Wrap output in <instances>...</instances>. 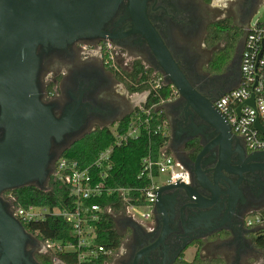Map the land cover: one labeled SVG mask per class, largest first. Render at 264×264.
Masks as SVG:
<instances>
[{
  "label": "flooded vegetation",
  "instance_id": "obj_1",
  "mask_svg": "<svg viewBox=\"0 0 264 264\" xmlns=\"http://www.w3.org/2000/svg\"><path fill=\"white\" fill-rule=\"evenodd\" d=\"M129 5L130 0H122L100 33L47 41L36 48L41 100L58 120L69 123L68 132L52 143L51 171L64 150L133 112L131 80L124 74L133 72L137 63L146 72L142 86H150L154 72L166 80L146 38L133 33L136 26ZM261 7L264 0H147L146 17L192 87L215 106L240 81L247 29ZM225 26L230 29L223 33ZM230 46H234L231 62L218 73L213 60ZM164 112L168 154L189 174L187 185L195 197L209 198L217 177L236 195V206L225 221L208 216L196 224L190 220L188 197L171 193L169 202L164 201L165 212L154 209L152 226L119 221L121 245L104 264H254L264 250L257 246L263 232L247 227L246 221L255 214L264 218V162L250 157L260 158L263 151L253 154L236 135L229 138L223 128L215 129L180 95ZM3 135L0 125V139ZM13 191H4L1 198L25 237L9 254L0 241V264H64L47 253L38 235L27 231L14 215ZM191 247L200 254L196 263V255L191 263L186 259Z\"/></svg>",
  "mask_w": 264,
  "mask_h": 264
},
{
  "label": "water",
  "instance_id": "obj_2",
  "mask_svg": "<svg viewBox=\"0 0 264 264\" xmlns=\"http://www.w3.org/2000/svg\"><path fill=\"white\" fill-rule=\"evenodd\" d=\"M121 2L72 0L65 4L60 0H0V125L4 128L0 139V241L6 254L15 253L16 245L21 244L25 234L1 195L6 190L26 186L44 187L53 172L50 169L54 158L52 143L61 139L69 128V123L58 120L41 100L36 48L47 41L57 43L79 35L100 33L102 24ZM146 2L130 0L129 13L136 26L133 33L146 38L166 82L175 86L180 96L215 129L223 128L229 138L233 137L226 118L192 87L148 21ZM258 23L264 24V12ZM248 104L254 106V99ZM255 127L264 133L259 121ZM258 152L261 151L253 154ZM261 153L260 158L251 156L250 159L264 162V151ZM213 187L212 195L203 199L195 197L191 185L183 182L163 185L157 191L159 202L155 208L165 212L164 201L169 202L170 194H182L190 200L188 208L193 223H201L208 216L225 221L228 213L234 211L237 197L217 177Z\"/></svg>",
  "mask_w": 264,
  "mask_h": 264
},
{
  "label": "built area",
  "instance_id": "obj_3",
  "mask_svg": "<svg viewBox=\"0 0 264 264\" xmlns=\"http://www.w3.org/2000/svg\"><path fill=\"white\" fill-rule=\"evenodd\" d=\"M111 66L116 69L114 63ZM149 87L145 100L129 115L131 121L128 128L119 131L120 122L115 124L112 129L114 145L102 152L89 166L82 169L78 160L62 156L57 160L52 177L67 188L68 197L75 204L73 210L22 207L16 204L17 199L13 196L11 200L13 213L21 222H38L49 216H56L72 225L73 242L42 241L47 253L52 255L76 253L77 264L92 263L101 257L113 258L116 255L115 250L97 243V224L101 221L102 215H109L115 221L118 217L119 221L125 220L128 223L150 227L153 225L152 214L157 202L158 189L163 185L178 182L189 184V174L168 154L169 138L164 108L180 94L175 86L166 82L163 76L156 72L150 78ZM166 89L169 90L168 97L158 94L159 90ZM153 94L158 99L149 105V97ZM252 98L254 106L248 104ZM215 107L226 118L233 134L239 137L251 152L264 151V133L255 127L259 121L264 128V24L257 22L252 27L250 23L243 46L240 81L236 87L216 101ZM144 133L152 138L164 140L157 155L150 150L142 160L139 179L147 184L142 187H107L105 179L108 171L113 168L111 156L114 149L127 145ZM162 174L167 176V180L164 184L157 185L156 179ZM105 195L108 197L116 195L122 204L121 209L87 204L90 200ZM246 225L249 228L263 227L264 218L260 214L252 215L247 219Z\"/></svg>",
  "mask_w": 264,
  "mask_h": 264
},
{
  "label": "trees",
  "instance_id": "obj_4",
  "mask_svg": "<svg viewBox=\"0 0 264 264\" xmlns=\"http://www.w3.org/2000/svg\"><path fill=\"white\" fill-rule=\"evenodd\" d=\"M229 26L223 28V33L229 30ZM234 46H230L226 51L216 54L213 63L215 71L220 73L231 62L233 57ZM145 70L139 63L136 64L134 71L126 75L131 81L128 83L132 93L146 92L150 90L149 86H142V82L146 79ZM158 94L163 97L169 96V90H159ZM158 98L154 94L149 97L148 104L157 101ZM131 121V116L125 117L119 123V131H125ZM114 125L105 128H98L96 131L88 134L82 140L76 142L73 146L66 149L61 156L69 159L78 160L81 168H86L95 161L102 152L110 148L115 143L112 132ZM164 144L161 138H152L147 133L141 135L140 138L131 140L123 147H116L112 153L111 160L113 168L108 171L105 179V185L109 188L116 187H142L147 184L139 179L142 168V160L153 150L155 155ZM98 180V179H97ZM16 197V204L22 207H48L49 209L73 210L74 202L69 199L68 190L61 183L56 182L51 177L49 188L43 191L35 186H26L16 189L12 192ZM88 205H100L102 207L114 206L121 209L122 204L119 198L114 195L111 197L103 196L101 198L92 199ZM264 216V212L262 213ZM24 228L32 233H36L41 241L45 240H62L63 242H73L72 225L61 217L49 216L45 220L38 222L24 223ZM263 236L257 240V246L264 249V227L261 229ZM97 243L105 246L107 249L115 251L121 245L122 237L119 234L116 221L109 215H102L101 221L97 224ZM199 252L196 255L195 262L199 261ZM56 258L66 264H77L76 253H62L54 255ZM111 257H101L92 263L86 264H104ZM50 260H52L50 258Z\"/></svg>",
  "mask_w": 264,
  "mask_h": 264
},
{
  "label": "rangeland",
  "instance_id": "obj_5",
  "mask_svg": "<svg viewBox=\"0 0 264 264\" xmlns=\"http://www.w3.org/2000/svg\"><path fill=\"white\" fill-rule=\"evenodd\" d=\"M264 12V7H261L258 9L257 13L254 14V16L252 17V21H251V26H255L256 23L258 22V20L262 17ZM148 93L147 92H140V93H133L132 95L129 96V98L131 97L132 101L136 102V106H138L140 103H142L145 98L147 97ZM167 180V176L165 174H162L159 176L158 179H156V184L157 185H162L166 182ZM38 188H43L44 190H48L49 188V183L46 184L44 187H38ZM118 215V213H117ZM120 220V219H119ZM119 220L118 217L116 218V227L119 228ZM264 227V226H263ZM263 227H261L260 229H262ZM196 255V248L191 247L186 251V258L189 259L190 262L193 261V259L195 258ZM254 264H264V250L262 251L260 257L258 258V260L255 259Z\"/></svg>",
  "mask_w": 264,
  "mask_h": 264
},
{
  "label": "crops",
  "instance_id": "obj_6",
  "mask_svg": "<svg viewBox=\"0 0 264 264\" xmlns=\"http://www.w3.org/2000/svg\"><path fill=\"white\" fill-rule=\"evenodd\" d=\"M263 226H264V225H263ZM260 228H261V227H260ZM194 248H196V247H194ZM196 252H197V249H196ZM186 259H187V258H186ZM109 260H111V259H109ZM109 260H108V261H109ZM193 260H194V259H193ZM108 261H107V262H108ZM187 261L190 262L189 259H187ZM190 263H191V262H190Z\"/></svg>",
  "mask_w": 264,
  "mask_h": 264
}]
</instances>
